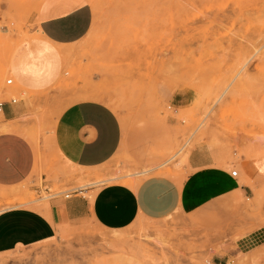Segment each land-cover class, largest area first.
<instances>
[{
	"label": "rangeland",
	"instance_id": "1",
	"mask_svg": "<svg viewBox=\"0 0 264 264\" xmlns=\"http://www.w3.org/2000/svg\"><path fill=\"white\" fill-rule=\"evenodd\" d=\"M40 1L0 0V91H8L0 101L25 102L24 130L49 146L64 107L99 99L118 114L123 141L93 171L48 172L52 185L39 173L36 189L29 181L13 195L0 192V210L38 207L50 216L53 201L88 184L136 188L167 176L182 186L189 154L202 144L238 160L264 156V0H76L90 4L93 25L80 41L55 46L68 53L55 79L34 91L10 66L24 43L43 41L27 23ZM229 169L242 190L181 202L163 217L140 215L121 229L63 218L55 238L0 253V264H264V170L251 181L238 164Z\"/></svg>",
	"mask_w": 264,
	"mask_h": 264
},
{
	"label": "crops",
	"instance_id": "2",
	"mask_svg": "<svg viewBox=\"0 0 264 264\" xmlns=\"http://www.w3.org/2000/svg\"><path fill=\"white\" fill-rule=\"evenodd\" d=\"M93 21L90 4L76 0H41L37 10L27 18V23L33 25L31 31L54 46L80 41L90 31ZM22 46L36 50L41 45L31 41ZM22 46L14 54L11 73ZM58 50L63 57L61 49ZM39 67L43 69L44 63L40 62ZM0 95L8 96V91L2 90ZM4 102L0 117V192L13 195L29 181L31 188L36 189L39 173L43 185H52L46 179L48 172L62 176L72 169L93 171L110 161L122 144L121 120L102 100L86 98L64 107L54 122L49 146L40 145L24 130L21 118L29 111L25 102ZM6 125L8 128H1ZM230 164H238L246 179L253 181L264 170V156L238 160L236 152L231 155L226 148L202 144L189 154L188 179L182 186L167 176L145 180L136 188L121 183L88 184L71 188L69 197L53 201L50 216L26 206L5 208L0 211V253L52 240L63 218L90 217L102 227L121 229L140 215L167 216L181 202L192 206L218 200L243 189L242 183L232 175Z\"/></svg>",
	"mask_w": 264,
	"mask_h": 264
},
{
	"label": "clouds",
	"instance_id": "3",
	"mask_svg": "<svg viewBox=\"0 0 264 264\" xmlns=\"http://www.w3.org/2000/svg\"><path fill=\"white\" fill-rule=\"evenodd\" d=\"M34 43L41 46L36 50L22 46V52L17 54L13 63L12 73L29 88L38 91L47 87L55 79L60 53L58 48L47 40L43 42L37 40ZM40 62L44 63L43 69L39 67Z\"/></svg>",
	"mask_w": 264,
	"mask_h": 264
},
{
	"label": "built area",
	"instance_id": "4",
	"mask_svg": "<svg viewBox=\"0 0 264 264\" xmlns=\"http://www.w3.org/2000/svg\"><path fill=\"white\" fill-rule=\"evenodd\" d=\"M7 83L8 84L13 83V79L12 78L8 79ZM11 101L15 103V102H17V99L16 98H12ZM4 103H5L4 101H0V112H2V108L4 106ZM232 175L233 176H237L238 175V170H236V169L232 170ZM45 189L48 190L47 192L51 191L48 187H46ZM60 193H62V191ZM56 194H59V192L54 193V194H50V195L53 196V198H54L56 196ZM69 196H70V193H66L65 197H69Z\"/></svg>",
	"mask_w": 264,
	"mask_h": 264
},
{
	"label": "bare ground",
	"instance_id": "5",
	"mask_svg": "<svg viewBox=\"0 0 264 264\" xmlns=\"http://www.w3.org/2000/svg\"><path fill=\"white\" fill-rule=\"evenodd\" d=\"M61 51H62V54H63V56H66L67 55V50H65V49H63V48H61ZM0 117H2V113L0 112ZM7 126V125H6ZM6 126H2L1 128L2 129H6V128H8V126L6 127ZM30 136H32V137H35V135L34 134H30ZM147 172V171H146ZM127 176H129V175H127ZM112 177V178H111ZM109 179H114V177L113 176H111ZM105 180H107V177L104 179V180H101V181H98V182H104ZM108 182H109V180H108ZM30 203V202H29ZM25 204V203H24ZM34 204V203H33ZM38 206L39 205H41V204H37ZM11 207H15V206H11ZM17 207V206H16ZM33 207V206H32ZM9 208V207H8ZM7 209V208H6ZM37 209H38V207H37ZM3 209H1L0 211H2ZM115 235V234H114ZM228 264H233V262H230V263H228Z\"/></svg>",
	"mask_w": 264,
	"mask_h": 264
}]
</instances>
